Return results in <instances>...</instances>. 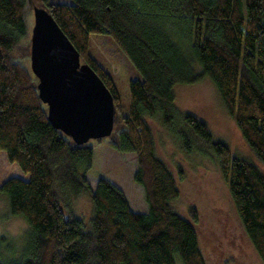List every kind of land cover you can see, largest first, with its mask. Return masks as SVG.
<instances>
[{
    "label": "trees",
    "instance_id": "1",
    "mask_svg": "<svg viewBox=\"0 0 264 264\" xmlns=\"http://www.w3.org/2000/svg\"><path fill=\"white\" fill-rule=\"evenodd\" d=\"M39 1L110 91L117 119L109 145L135 153L133 179L148 209L132 210L105 176L91 188L93 147L50 124L35 76L13 55L25 35V6L33 2L0 0V151L28 175L7 178L0 191L34 226L22 257L0 264H206L196 211L189 207L186 218L172 208L176 179L156 154L146 117L166 130L179 120L182 137L191 134L212 149L239 224L264 264V172L214 139L204 121L178 112L173 92L175 84L208 77L264 168V0ZM91 34L109 36L139 75L128 81L126 114L110 71L90 53ZM81 193L92 204L88 224L72 208Z\"/></svg>",
    "mask_w": 264,
    "mask_h": 264
},
{
    "label": "rangeland",
    "instance_id": "2",
    "mask_svg": "<svg viewBox=\"0 0 264 264\" xmlns=\"http://www.w3.org/2000/svg\"><path fill=\"white\" fill-rule=\"evenodd\" d=\"M32 2L25 6V35L13 53L15 58L28 67L29 38L33 25L32 6L41 5L39 0ZM90 53L110 71L119 90L121 112L126 114L129 105L128 81L138 78L139 75L107 35H90ZM173 92L178 112L191 113L204 121L214 139L224 142L232 153L253 160L264 172L263 166L244 142L208 77L203 76L193 84H175ZM146 122L153 133L156 154L166 163L176 179L178 197L171 202L172 208L186 218H189V207L196 211L195 228L206 264H262L239 224L212 149L191 134L187 133L182 137L177 131L181 129L179 120L170 130L164 129L155 118L146 117ZM88 143L94 150L92 166L86 174L91 188L95 186L99 175L105 176L123 190L132 210L146 212L148 206L143 188L133 179L136 168L135 153L114 150L109 145L108 137L90 139ZM9 177L28 179V175L16 163L8 162L4 151H0V185ZM0 199H8L2 191ZM71 202L75 215L88 224L92 214L88 193L79 194ZM27 238L20 246L0 238V261L19 260Z\"/></svg>",
    "mask_w": 264,
    "mask_h": 264
},
{
    "label": "water",
    "instance_id": "3",
    "mask_svg": "<svg viewBox=\"0 0 264 264\" xmlns=\"http://www.w3.org/2000/svg\"><path fill=\"white\" fill-rule=\"evenodd\" d=\"M29 69L50 124L75 144L109 137L117 119L113 98L43 5H33Z\"/></svg>",
    "mask_w": 264,
    "mask_h": 264
},
{
    "label": "clouds",
    "instance_id": "4",
    "mask_svg": "<svg viewBox=\"0 0 264 264\" xmlns=\"http://www.w3.org/2000/svg\"><path fill=\"white\" fill-rule=\"evenodd\" d=\"M33 227L25 210L13 212L10 199H0V238L20 246Z\"/></svg>",
    "mask_w": 264,
    "mask_h": 264
},
{
    "label": "crops",
    "instance_id": "5",
    "mask_svg": "<svg viewBox=\"0 0 264 264\" xmlns=\"http://www.w3.org/2000/svg\"><path fill=\"white\" fill-rule=\"evenodd\" d=\"M97 181V180H96ZM96 184V183H95ZM92 188H94V187H92Z\"/></svg>",
    "mask_w": 264,
    "mask_h": 264
}]
</instances>
